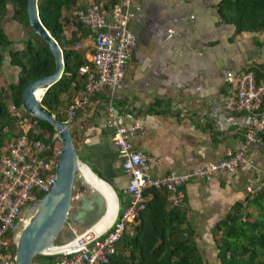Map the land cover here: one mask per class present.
Returning <instances> with one entry per match:
<instances>
[{"label":"crops","instance_id":"crops-1","mask_svg":"<svg viewBox=\"0 0 264 264\" xmlns=\"http://www.w3.org/2000/svg\"><path fill=\"white\" fill-rule=\"evenodd\" d=\"M92 1L82 0V4L87 6ZM218 1L135 0L139 11L128 23L135 45L121 81L112 90L93 94L75 111L68 127L78 159L110 188L116 202L114 214L99 222L96 231L106 227L127 203L123 187L128 176L121 170L113 131L105 126V115L99 107L102 101L110 98L121 116V125H139L130 138L131 148L158 160L150 169L154 176L170 170L191 173L207 166L234 148L242 133L255 124V113L228 112L222 105L230 91L226 73L249 69L258 79H264V33H235L233 25L219 17ZM85 31L66 25L64 36L74 34L76 50L89 57L92 40ZM5 64L0 66V77L14 74L9 82L3 80L0 89L16 81L17 69L9 64L8 56ZM81 92L68 101L62 94L61 110L64 112ZM4 103L10 116L22 113L9 99ZM23 120L0 125V154L21 131L19 122ZM32 129L38 132L34 124ZM251 166L264 170V132L248 146L244 162L234 172H216L209 181L189 179L182 185L184 200L180 206L202 247L212 248L210 232L215 222L234 202L249 194L246 186L254 188L260 182V174ZM74 194L88 199L91 189L79 181ZM96 215L87 219L82 214L83 222L73 224L75 231L80 233L95 224L86 223Z\"/></svg>","mask_w":264,"mask_h":264},{"label":"built area","instance_id":"built-area-1","mask_svg":"<svg viewBox=\"0 0 264 264\" xmlns=\"http://www.w3.org/2000/svg\"><path fill=\"white\" fill-rule=\"evenodd\" d=\"M139 11L135 0H118L108 10L100 2L92 1L83 9L75 11L79 23L88 31L92 40V54L85 58L89 63L78 67L85 82L80 97L73 99L63 112L61 122L69 125L75 111L88 101L93 94L103 89L112 90L121 81L124 67L133 46L134 35L128 23ZM74 50L77 44L72 46ZM226 82L230 91L222 105L228 112L255 113L257 120L241 135L237 145L205 167H198L191 173H178L170 170L161 175H151L150 169L158 160L149 154L131 148L130 138L139 129L133 122L121 125V116L117 114L110 98L99 105L105 115V126L113 131V143L120 158L121 170L128 176L123 187L127 197L126 205L116 211L112 221L101 230L91 227L74 234L69 240L60 244L52 253L41 254L53 257L51 264H107L115 253V244L121 234L127 230L138 212L145 206L143 195L147 189L165 192L170 206H179L184 200L182 185L189 179L209 181L216 172H234L245 160L248 146L259 140L264 132V80L255 81L251 70L226 73ZM42 96V95H41ZM41 96L37 98L38 102ZM21 131L0 154V264H13L14 244L12 230L19 218L20 211L31 201L47 192L54 183V166L57 152L49 144L29 135L37 134L31 122H19ZM57 138L53 134L51 140ZM251 169L259 173L260 182L254 188L245 187L248 193L264 186V170L254 166Z\"/></svg>","mask_w":264,"mask_h":264},{"label":"trees","instance_id":"trees-1","mask_svg":"<svg viewBox=\"0 0 264 264\" xmlns=\"http://www.w3.org/2000/svg\"><path fill=\"white\" fill-rule=\"evenodd\" d=\"M94 1L108 10L118 0ZM25 4L26 0H0V65L3 51H6L9 64L17 69L16 81L0 89V125H7L26 115L38 129L35 135L28 131L29 135L49 144L52 149L51 138L55 133L52 126L31 117L20 106L22 87L54 69L53 56L47 45L27 23ZM36 4L39 20L57 42L63 60L60 77L44 91L39 104L62 121L61 95L65 94L68 101L82 91L85 78L78 73V67L89 63L82 53L72 48L77 38L72 33L66 38L64 27L70 25L79 30L82 25L75 11L85 6L82 0H37ZM8 6L11 7V18L30 32L23 39L20 49L10 48L12 40L2 27ZM217 8L219 17L233 25L235 33H264V0H219ZM85 32L88 33L87 30ZM253 74L255 81H260L256 72ZM6 98L14 109L22 112L20 115L10 116L4 103ZM143 195L146 198L144 208L119 237L115 253L107 264H207L204 247L198 243V235L182 206H170L162 190L147 189ZM210 235L217 264H264V186L234 202L223 218L215 222ZM42 257L46 256H33L31 263L42 264Z\"/></svg>","mask_w":264,"mask_h":264},{"label":"water","instance_id":"water-1","mask_svg":"<svg viewBox=\"0 0 264 264\" xmlns=\"http://www.w3.org/2000/svg\"><path fill=\"white\" fill-rule=\"evenodd\" d=\"M36 1L26 0L27 23L32 32L47 45L53 56L54 69L50 74L34 79L22 87L20 106L31 117L48 122L54 129L61 146L54 166L53 186L29 202L20 211L19 218L14 224L12 230L13 264H31L32 257L43 254L42 251L52 246L57 237H60L64 242L77 234L73 224L83 222L82 214L84 215L95 206L97 215L86 224L93 223L100 219L107 206L104 194L91 186L80 175L78 165L81 164L87 168L88 166L78 159L74 149L73 135L68 125L47 112L34 95L36 90L41 89L43 94L52 83L58 80L63 70L61 49L41 24ZM74 175H77L79 181L91 189L88 199L82 194L72 195ZM64 226H69V228L63 230Z\"/></svg>","mask_w":264,"mask_h":264},{"label":"rangeland","instance_id":"rangeland-1","mask_svg":"<svg viewBox=\"0 0 264 264\" xmlns=\"http://www.w3.org/2000/svg\"><path fill=\"white\" fill-rule=\"evenodd\" d=\"M2 27H3L4 32H6V35L12 40V44L10 46V48H12V49H20L23 45V39L26 37L27 34L30 33L28 28L22 27L20 24H18L16 21H14L11 18V7L10 6L7 7V13H6L5 17L3 18ZM3 54H4L5 59L3 57L1 65L5 64L6 57H7L6 51H3ZM12 68H15V67H12ZM13 74H14L13 72H11L10 74H7L6 77H4V79H2L0 77V84L1 83L4 84L3 80L5 83H7V82H9V80L13 79ZM23 119L24 120L22 122H25V123L31 122L30 119L28 118V116H26V115H23ZM60 146H61V144H60L58 137L54 138L53 139V148H54L55 152H57V157H58V153L60 150ZM78 182H79L78 176L74 175V180H73L72 189H71L72 194H74L77 191ZM64 229H65V226L63 227V230ZM62 242H63V240H61L60 237H57L53 241V244H60ZM203 250H204L203 252H204V256H205L207 264H217L216 259L213 256V249L211 247L209 249L207 246L206 247L204 246ZM52 260H53V257H42V258H40V261L42 262V264H51ZM31 264H33V263H31Z\"/></svg>","mask_w":264,"mask_h":264},{"label":"bare ground","instance_id":"bare-ground-1","mask_svg":"<svg viewBox=\"0 0 264 264\" xmlns=\"http://www.w3.org/2000/svg\"><path fill=\"white\" fill-rule=\"evenodd\" d=\"M42 94V89L41 90H36L34 92V95L36 98H39V96ZM78 170L80 172V175L93 187H95L97 190H99L102 194H104L105 198H106V212L104 214L103 217H101L99 220H97L95 222V224L92 225V229L96 231V225L99 224V222H102L104 220V218L110 214H114L115 209H116V202H115V198L114 195L112 193V191L110 190V188L104 184L102 181H100L98 178L95 177V175H93L87 167H81L80 165H78ZM60 247H57L55 245H52L50 247H48L47 249H44L42 252L43 254L46 253H52L55 252L59 249Z\"/></svg>","mask_w":264,"mask_h":264},{"label":"flooded vegetation","instance_id":"flooded-vegetation-1","mask_svg":"<svg viewBox=\"0 0 264 264\" xmlns=\"http://www.w3.org/2000/svg\"><path fill=\"white\" fill-rule=\"evenodd\" d=\"M97 212L96 207L94 206L92 210L85 212V217L91 219L92 215Z\"/></svg>","mask_w":264,"mask_h":264}]
</instances>
